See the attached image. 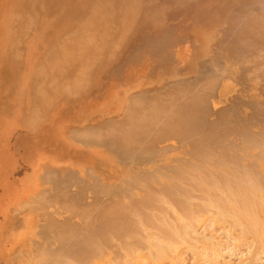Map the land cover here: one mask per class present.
<instances>
[{"label": "rangeland", "instance_id": "1", "mask_svg": "<svg viewBox=\"0 0 264 264\" xmlns=\"http://www.w3.org/2000/svg\"><path fill=\"white\" fill-rule=\"evenodd\" d=\"M130 1L102 0L106 5L105 11L111 12L113 10L115 24H122L121 16L124 14L121 13H128L130 19L128 17L124 19L128 27L126 37H123L125 35L121 36L123 39L120 37L119 32L122 30L119 25L113 35L104 41L107 43V47L104 46L105 51L99 52L101 54L99 57L96 54L97 60L94 56L91 58L94 61L92 63L93 67L91 66V75L88 76L89 78H87V82L85 81V86L81 88L80 93L74 95L76 98L68 96L66 99L67 95H63L61 89V93L58 91L57 94H54L53 80L51 76H48L44 81V87L47 89L48 99L52 100V104L48 100L50 105L45 102L47 99L42 102L44 99L39 95L40 101L36 96L34 97L33 80L36 69L44 61L45 54L52 52L50 49L59 41L58 37L65 34L66 29L74 21L84 17L93 0H0L1 200L5 199L8 190L11 191L16 186L20 187L25 182V176L32 171V165L38 164L39 160H51L53 163L50 164L52 165L45 161L43 167L58 170L63 180H68L72 176V178H76L77 181H74V179L69 180L66 190L69 191V197L73 192L78 195L76 197L79 198H74V201L80 199L79 202L75 201V204L78 205L77 208L80 210L79 203H84L82 206L87 203L86 208L82 207L83 211L110 205L112 202L113 204H127L129 201L127 207L131 203L129 194L124 195L123 193V195L121 194L122 197H120L121 195L119 197L102 195L95 186L96 180L94 181L91 177L93 174L89 176L86 170L88 167L94 168V175L100 177L102 183L108 182L106 184L120 183L123 185L126 179H130V177L138 178L142 176V173L150 174L151 172L155 175L164 172V174L173 175L174 169L178 168L179 161L181 162L186 157L190 159L187 153L189 148L190 150L193 148V142L188 143L189 140H187L180 143L175 136L165 135L157 139L159 141L155 140L154 142V145L157 144L159 147L165 146L166 149L160 151V154L159 149H157L156 153H151L152 155L148 153L131 159L132 161H124L123 158L120 159L115 152L105 146L97 143H80V141L72 139L67 134L68 131L74 128L80 129L92 125L103 127L104 124L102 125L101 121L106 118L116 117V119L121 120L124 112L122 104L127 103L135 94H141L140 96L143 99L144 97L149 99V97L152 98L161 93L163 99H165V96L170 98V93L176 86L184 85V90L187 93L191 89L200 90L202 97L205 96L204 101L206 102L205 104L199 103V115L207 123L219 122L220 127L218 128L222 134V141L209 145V151L217 147L216 151L213 150V152L219 153L223 151L222 149H226L227 145V148L230 149L234 145L244 143L242 140L245 141V138H242L239 119H250L251 121L246 125L247 130L253 134H251L252 136L257 135L259 139L264 140V61L261 59L264 57V0H134L131 1L133 7L129 5ZM260 25H263V27ZM248 33L250 35H247ZM240 35L245 36L241 37ZM246 35L251 36L249 42H246L249 39L245 38ZM35 36H37L36 41ZM239 37L242 41L244 37L245 41L243 42L245 43L237 40L240 39ZM228 39L231 40L229 45H234L235 48L236 45L239 46L238 41L242 43L240 47L242 46L243 49L244 45L248 46L247 43H249L251 45V47L248 46L251 49L247 53L249 56L256 54L257 58L258 54V57L263 54L262 57L260 56V62L257 58L256 63L258 66L254 62L256 60L253 61L255 57L245 59L248 55L242 56V48L237 46L240 50L238 48L233 50L234 48L231 46V50H226L225 43L222 45V42H226L225 40L228 41ZM254 46H260L259 48L260 50L262 48V50L260 51ZM249 48L246 47L245 49L249 50ZM254 48L258 50L255 49L256 52H254L255 50L252 51ZM236 50L240 53H236ZM231 51H236V54H231ZM248 59H251L250 62L252 61L253 65L251 63L248 65ZM246 60L248 63L245 62ZM48 62H44V64L48 65ZM254 65V70L257 68L255 71L251 68ZM259 67L261 68L260 72L257 71ZM248 70L250 72L253 70L255 75L252 72L251 77L249 72L246 73ZM248 73L251 78L248 75L249 78L245 76ZM256 76L257 78H254ZM20 91L23 100L19 103L18 109L16 108L14 111L15 97L19 93L21 94ZM33 102V108L37 106L36 108L43 116V118L39 117L41 119L34 130L32 127L35 126L33 125H24L26 123L25 119L32 113L31 106ZM222 114H225L224 119L233 128L227 130L226 126H223L221 123ZM15 121H20L19 125L14 126L8 134H4L6 124ZM227 133L228 135H226ZM224 138L225 140H223ZM166 151L167 153L169 151L168 156L165 154ZM161 153L163 154L161 155ZM1 155H4V158ZM5 164H8L7 168L4 166ZM69 175L72 176L69 178ZM124 178L125 180H123ZM85 182L88 183L87 186H85ZM138 182L140 183L136 187L137 191L132 190V192L134 191L132 196L138 194L139 197H143L147 190H144L142 180ZM63 185L59 187V191H66L65 188L61 187H65L67 184ZM159 185V183H156L153 187L156 189ZM84 187L86 190H84ZM42 188H44V185H41ZM59 191L57 193L61 194H58L61 198L64 192ZM125 196H128V199H124ZM114 197L116 201L113 199ZM63 199L68 200L69 198L63 196L61 200ZM89 203L95 206L90 205L92 207L90 208ZM31 207L30 205L24 210L17 211L13 210L16 206H10L8 211L9 223L7 225H5V215L0 213V264H29L32 250L31 240L38 238L35 235V228H37L38 220L45 218L40 210L36 211L33 207L32 210ZM38 212H40L39 215ZM74 214L70 215L73 222L82 220L81 217H78V213L75 216ZM22 228L29 229L31 236L27 239L17 236ZM217 230L215 232L211 230V232L217 233L218 235H215L221 237L223 234L219 235V232H216ZM220 230L223 231V229L218 231ZM15 242H20V244L17 245ZM15 247H19L18 250ZM12 250L17 252L13 254ZM188 254L186 255L188 256ZM245 254L244 256L248 257L247 252ZM189 255L190 258L191 254ZM227 256L229 255L227 254ZM233 256L234 258L230 256L234 259H229L230 262L236 261V257H239ZM191 259L192 257L189 262H192ZM238 260L234 264H238ZM242 261L239 263L243 264ZM257 262L264 263L259 260Z\"/></svg>", "mask_w": 264, "mask_h": 264}, {"label": "bare ground", "instance_id": "2", "mask_svg": "<svg viewBox=\"0 0 264 264\" xmlns=\"http://www.w3.org/2000/svg\"><path fill=\"white\" fill-rule=\"evenodd\" d=\"M131 1L130 6L132 5ZM105 8L106 5L102 0H93L84 17L74 21L66 29L67 32L58 37L59 41L50 49L52 52H47V55L45 54L43 58L44 61L38 63L33 84L36 94H34V97L36 96L39 101L38 95L44 99L42 102L46 99L50 101L47 96V89L44 87V81L48 76L52 77L53 83H51L54 94H57L58 91L61 93L62 90L63 95H67L66 99L68 96L76 98L74 95L80 93L81 88L85 86V81L91 75V66L93 67L92 63L94 62L91 58L94 56L97 60L101 55L100 51L104 50V46L107 45L104 41L113 35L119 25L122 31L117 32H119L120 37L123 35H125L123 37H126L128 27L124 19L128 17V13H121L124 14L121 16L123 25L115 24L113 10L107 12ZM134 13L136 12L134 11ZM128 18L130 19V17ZM260 26L263 27V25ZM261 27L259 28L261 29ZM235 36L237 37V34ZM249 37L251 36L245 38ZM237 40L242 41L241 38ZM249 40L250 38L246 42H249ZM225 41L222 42V45L225 43V49L231 50L230 47L234 46L229 45L231 40ZM243 41H245L244 37ZM238 43L239 46L235 44L236 48L233 47V50L240 47V44L242 45L239 41ZM247 44L251 47L249 43ZM248 46L244 45V49L242 46L240 47L243 49V51L241 49L243 57L248 55V51H251ZM246 47L249 50H246ZM259 47L256 48L260 50ZM238 50L240 49L238 48ZM238 50L235 52L239 54ZM231 52V54L235 53ZM252 55L254 56L248 55L249 57L246 56L245 59L255 57L253 61L256 60L254 61L256 65L257 58H259V62L261 59L264 61L263 54L260 55L261 59L260 56L258 57L259 54L257 58L256 54ZM251 59H248L249 63L247 60L245 62L248 65L250 63L253 65V62H250ZM47 61H49L48 65L44 64ZM251 68L254 70L255 65ZM261 68L259 67L257 71L260 72ZM253 70L251 72L248 70L246 73L249 72L251 76L253 72V75H255V70ZM249 73L245 76L248 77ZM254 78H257V76ZM206 85L204 86L206 87ZM184 87V85L176 86L170 93L171 95L168 93L170 98L165 96L166 100L163 99L161 93L155 97H149V99L146 97L143 99L140 96L141 94H135L131 98L128 97L130 99L122 107L124 112L121 120L116 119V117L106 118L101 121L102 125L104 124L103 127L92 125L74 129L70 133V137L80 141V143H97L109 148L120 159L123 158L124 161L148 153L152 155L156 153L157 149H159L160 154V151L162 152L166 148H164L165 146L154 145V142L165 135L175 136L180 143L187 140H189L188 143H194L193 148L191 150L189 148L187 153L190 159L186 157L181 162L179 161L178 168L174 169L173 175H167L164 172L155 175L151 172L150 174L142 173V176L138 178L134 175V178L126 179L123 185L120 183L106 184L108 182H103V184L100 177L94 175V168L88 167L86 169L89 176L93 174L91 177L94 181L96 180V185H94L102 195L119 197L123 193L124 195L129 194L131 199L129 207H127L129 201L127 204L125 203L126 205L124 203L113 204L112 202L110 205L100 207L96 205L97 208L83 211L82 207L86 208L87 203H85L86 206H82L84 203H79L80 210L77 208L78 205L75 204L76 200L74 201V198H79L76 197L77 194L73 192L69 197V191L66 190L69 180L74 179V181H77L76 178L69 175L70 179H61L58 170L43 167L45 161H39L38 164L32 165V171L25 176V179L23 178L25 182L20 187H13L11 191L8 190L9 188L7 189L5 199H0V213L5 215V225L9 223L8 211L12 205L16 206L13 210L17 211L24 210L31 205L36 211L40 210L41 214L45 215V218L38 220L37 228H35V235L38 238L30 239L32 250L29 264H184L185 261L189 262L191 257L190 261L192 262H185V264H234L237 259L240 260L237 263L241 264L239 262L242 261L243 257L245 258L242 262L245 264H258V260L264 262V140L259 139L257 135L252 136L253 134L247 130L246 125L251 121L250 119H239L242 138H245V141L242 140L244 143L234 145L230 149L227 148L228 145L227 147L225 145L226 149L222 147L225 150L222 149L223 151L219 153L213 152L217 147L209 151L211 145L217 141H222V134L218 128L220 127L219 122L207 123L202 119L199 115L198 105H200L199 103L205 104V96L202 97L201 91L198 89H191L190 92L188 90L187 93ZM15 98L14 111L16 108L18 109L19 103L23 100L22 92ZM47 101L45 102L50 104L52 100ZM33 107L34 102L31 106L32 113L25 119L26 123L24 125H33L35 126L32 127L34 130L43 116L36 108L37 106ZM224 115L221 116V123L229 130L233 127L227 124ZM39 117L41 118L39 119ZM19 123L20 121H15L6 124L4 134H8ZM228 141L230 142V140ZM229 146L231 147L230 144ZM168 153L165 152L166 156H168ZM46 163L52 165L50 163L53 162L46 160ZM4 166L7 168L8 164ZM139 180H142L144 190H147L143 197H139L138 194L132 196V193L137 191L136 187L140 183ZM156 183L160 185L159 188L156 187L155 189L153 185ZM60 184H67V186L61 187L65 188L66 191H59ZM87 184L85 182V186ZM41 185H44V188L41 189ZM84 190H86L85 187ZM84 190L82 189V191ZM132 190L134 191L132 192ZM58 191L64 192L62 195L71 198V200H61L63 196L59 198L58 194H61L57 193ZM127 197L125 196L124 199ZM113 199L115 200V197ZM79 200L77 201L79 202ZM90 205L93 204L89 203V207ZM40 212H38V215ZM73 213H78V217H81L82 220L73 222L70 217ZM214 229H223V231L220 230L221 232L216 231L219 232V235L221 233L223 235L221 234L222 236L219 237L217 233H212L211 230L215 232ZM17 236L27 239L31 234L28 228H22ZM15 244L19 245L20 242H15ZM18 248L15 247L17 250ZM12 252L14 254L17 251L12 250ZM245 252H247L248 257L244 256L246 255ZM187 253L191 254L190 258L189 254L186 255ZM233 255L239 257H236V261L230 262L229 259L234 258ZM230 256L232 257L230 258ZM227 257L229 258L227 259Z\"/></svg>", "mask_w": 264, "mask_h": 264}, {"label": "crops", "instance_id": "3", "mask_svg": "<svg viewBox=\"0 0 264 264\" xmlns=\"http://www.w3.org/2000/svg\"><path fill=\"white\" fill-rule=\"evenodd\" d=\"M125 104H126V103H123V104H122V107H124ZM74 129H78V128H74ZM74 129L68 131V132H69V133H68L69 136H70V133L73 132ZM48 160H49V159H48ZM39 161H41V160H39ZM43 161H46V160H43ZM49 161H51V160H49Z\"/></svg>", "mask_w": 264, "mask_h": 264}]
</instances>
